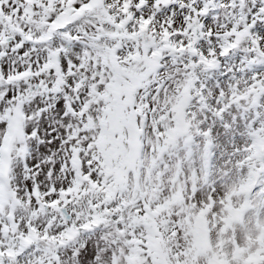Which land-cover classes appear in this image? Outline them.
<instances>
[{"label": "snow or ice", "instance_id": "snow-or-ice-1", "mask_svg": "<svg viewBox=\"0 0 264 264\" xmlns=\"http://www.w3.org/2000/svg\"><path fill=\"white\" fill-rule=\"evenodd\" d=\"M0 264H264V0H0Z\"/></svg>", "mask_w": 264, "mask_h": 264}]
</instances>
